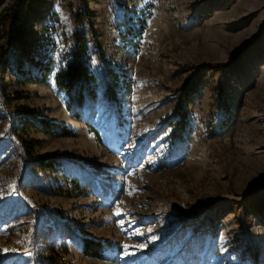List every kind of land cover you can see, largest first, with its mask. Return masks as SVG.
Here are the masks:
<instances>
[{
  "label": "rangeland",
  "instance_id": "rangeland-1",
  "mask_svg": "<svg viewBox=\"0 0 264 264\" xmlns=\"http://www.w3.org/2000/svg\"><path fill=\"white\" fill-rule=\"evenodd\" d=\"M11 2L0 0V14ZM34 2L30 52L55 67L46 85H25L0 61V264H264V218L253 210L264 196V0H89L96 45L130 88L118 109L104 97L88 43L97 99L73 113L54 74L73 48L80 0ZM125 11L147 18L137 50L118 33ZM252 43L225 78L233 115L219 110L220 75L207 72L186 105L190 135L176 141L175 92ZM21 111L75 136L23 134ZM32 142V159L55 155L60 168L35 170L22 147ZM87 240L102 259L83 254Z\"/></svg>",
  "mask_w": 264,
  "mask_h": 264
},
{
  "label": "trees",
  "instance_id": "trees-1",
  "mask_svg": "<svg viewBox=\"0 0 264 264\" xmlns=\"http://www.w3.org/2000/svg\"><path fill=\"white\" fill-rule=\"evenodd\" d=\"M34 0H12L10 5L0 14V61L10 67L11 72L18 77L25 85L33 84L44 86L50 75L53 73L55 61L47 58H34L30 52L29 39L32 33L28 27V17L33 13ZM92 13L89 8V0H80V11L74 18L76 26V37L73 48L68 56L64 57L65 65L54 74V84L57 90L66 96L68 111L71 113L83 105H94L97 99V87L99 81L93 73L89 63V46L91 43L97 54L100 64L103 66V78L100 84L103 87V95L111 101L118 109L122 101V96L129 92L130 83L127 77L117 71L105 61L96 45L97 34L92 23ZM147 18L139 15L132 16L130 11H125L121 22L122 31H119L120 38L133 50H137L139 42L146 28ZM252 43L244 46L227 65H202L197 69L175 92L176 101L172 119L174 132L173 138L178 142H183L190 135L189 117L186 105L193 100L199 99L203 89L205 75L211 72L220 75L218 82V106L225 117H231V104L233 93L228 88L225 78L236 73L243 65L244 58L250 54V49L255 46ZM23 65L25 71L23 72ZM21 95L16 99H24ZM15 130L26 134L29 131H39L46 135L56 137H74L75 134L66 126L47 120L39 112L21 111L17 113ZM73 118H78L73 115ZM228 120V118H227ZM98 138V133L95 131ZM23 151L27 160L31 159L32 166L41 171L58 170L60 159L55 155L47 157H37L32 159L35 149L39 147L36 142L23 143ZM254 214L259 218H264V196L259 200V204L253 208ZM90 241H82V252L88 257L102 259L103 253L99 246L95 248ZM92 246V247H91ZM257 259V255H251ZM48 264H61L56 258L51 259Z\"/></svg>",
  "mask_w": 264,
  "mask_h": 264
},
{
  "label": "snow or ice",
  "instance_id": "snow-or-ice-1",
  "mask_svg": "<svg viewBox=\"0 0 264 264\" xmlns=\"http://www.w3.org/2000/svg\"><path fill=\"white\" fill-rule=\"evenodd\" d=\"M116 215H121V213L120 212H117ZM153 239H155V237H153Z\"/></svg>",
  "mask_w": 264,
  "mask_h": 264
}]
</instances>
